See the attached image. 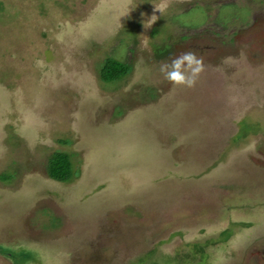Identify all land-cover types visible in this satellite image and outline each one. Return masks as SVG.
I'll use <instances>...</instances> for the list:
<instances>
[{"label":"rangeland","instance_id":"374dc122","mask_svg":"<svg viewBox=\"0 0 264 264\" xmlns=\"http://www.w3.org/2000/svg\"><path fill=\"white\" fill-rule=\"evenodd\" d=\"M0 264H264V0H0Z\"/></svg>","mask_w":264,"mask_h":264},{"label":"clouds","instance_id":"9594fccd","mask_svg":"<svg viewBox=\"0 0 264 264\" xmlns=\"http://www.w3.org/2000/svg\"><path fill=\"white\" fill-rule=\"evenodd\" d=\"M166 7L167 5L164 3L156 5L154 6V12L158 11L161 14ZM158 19L157 15L152 14L143 22L144 28H150ZM160 70L165 74V79L171 84L193 88L200 73L204 71L203 57L198 56L195 50L190 49L175 56L170 63L162 64Z\"/></svg>","mask_w":264,"mask_h":264},{"label":"trees","instance_id":"16d2710c","mask_svg":"<svg viewBox=\"0 0 264 264\" xmlns=\"http://www.w3.org/2000/svg\"><path fill=\"white\" fill-rule=\"evenodd\" d=\"M101 68L103 69V71H105V73L102 71L101 76L104 81L115 80L119 77L124 76L129 71V67L126 62H122L111 57H107L103 60ZM57 156L59 157V159H56V154L51 158L53 160L51 163V167H48L47 169V173L58 181L67 180L70 174H74L77 176L78 171L71 170L70 168L69 156L64 152H62L60 156L59 154H57ZM231 231V229L230 231L229 229L222 230L220 232V236L222 234L220 238L221 241H225L230 235Z\"/></svg>","mask_w":264,"mask_h":264}]
</instances>
